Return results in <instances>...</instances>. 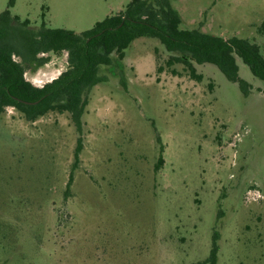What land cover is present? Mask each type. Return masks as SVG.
<instances>
[{
	"label": "rangeland",
	"instance_id": "374dc122",
	"mask_svg": "<svg viewBox=\"0 0 264 264\" xmlns=\"http://www.w3.org/2000/svg\"><path fill=\"white\" fill-rule=\"evenodd\" d=\"M130 1L15 0L11 11L81 33ZM172 4L181 28L247 38L264 55V0ZM174 54L149 36L113 53L81 130L68 112L0 116V264H211L214 238L216 264H264V81L238 58L244 95L215 65L194 62L198 79ZM40 56L25 74L36 86L68 67L66 51Z\"/></svg>",
	"mask_w": 264,
	"mask_h": 264
},
{
	"label": "trees",
	"instance_id": "16d2710c",
	"mask_svg": "<svg viewBox=\"0 0 264 264\" xmlns=\"http://www.w3.org/2000/svg\"><path fill=\"white\" fill-rule=\"evenodd\" d=\"M172 2L131 0L125 9L77 33L48 27L45 21L39 27L32 26L28 18L21 20L12 13L15 0H10L0 14V116L8 107L17 109L29 121L54 110L68 112L81 130L88 91L107 80L100 73L101 66L112 63L113 53L123 58L125 49L140 36L158 38L168 51L175 52L172 60L185 63L198 79L202 75L196 74L194 62L213 64L230 81L238 82L242 93L248 95L251 85L239 74L240 58L254 76L264 81V55L257 43L236 35L225 38L196 28H181L180 14ZM64 51L68 54V67L59 76L42 86L26 78L28 68L48 61L40 54ZM162 164L160 156L157 167ZM72 179L71 176L68 188ZM217 253L214 238L211 264H216Z\"/></svg>",
	"mask_w": 264,
	"mask_h": 264
}]
</instances>
